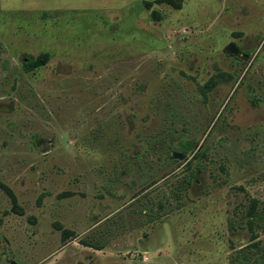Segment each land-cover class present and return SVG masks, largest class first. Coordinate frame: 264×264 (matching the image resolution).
I'll return each mask as SVG.
<instances>
[{"label": "rangeland", "instance_id": "obj_1", "mask_svg": "<svg viewBox=\"0 0 264 264\" xmlns=\"http://www.w3.org/2000/svg\"><path fill=\"white\" fill-rule=\"evenodd\" d=\"M252 202L264 0H0V264H229Z\"/></svg>", "mask_w": 264, "mask_h": 264}, {"label": "trees", "instance_id": "obj_2", "mask_svg": "<svg viewBox=\"0 0 264 264\" xmlns=\"http://www.w3.org/2000/svg\"><path fill=\"white\" fill-rule=\"evenodd\" d=\"M48 60V53H41L35 58H27L23 63L25 71H31L38 66L45 64ZM191 142L187 141L182 146V151L187 153L191 149ZM237 221L234 219L229 221L231 229L236 228ZM242 228H247L250 232L251 241L236 250L229 259V264H264V246L258 239L256 230H264V209L257 208V204L252 202L246 213V224Z\"/></svg>", "mask_w": 264, "mask_h": 264}, {"label": "water", "instance_id": "obj_3", "mask_svg": "<svg viewBox=\"0 0 264 264\" xmlns=\"http://www.w3.org/2000/svg\"><path fill=\"white\" fill-rule=\"evenodd\" d=\"M229 48H230L231 52H233L234 54L237 53V49H236V47L234 46L233 43H230ZM172 157L176 158V159H183L184 158V154L183 153H179V152H174ZM11 264H15V262H12Z\"/></svg>", "mask_w": 264, "mask_h": 264}]
</instances>
